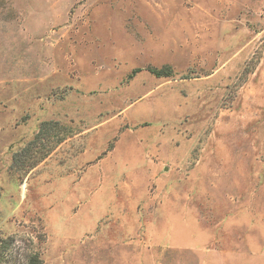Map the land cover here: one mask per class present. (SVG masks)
Wrapping results in <instances>:
<instances>
[{"label":"rangeland","instance_id":"1","mask_svg":"<svg viewBox=\"0 0 264 264\" xmlns=\"http://www.w3.org/2000/svg\"><path fill=\"white\" fill-rule=\"evenodd\" d=\"M0 264H264V0H0Z\"/></svg>","mask_w":264,"mask_h":264},{"label":"trees","instance_id":"2","mask_svg":"<svg viewBox=\"0 0 264 264\" xmlns=\"http://www.w3.org/2000/svg\"><path fill=\"white\" fill-rule=\"evenodd\" d=\"M154 72L157 74V75H163L165 72L163 70H158V69H153Z\"/></svg>","mask_w":264,"mask_h":264}]
</instances>
